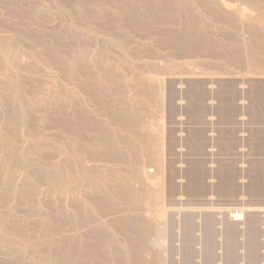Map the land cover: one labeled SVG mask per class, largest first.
<instances>
[{
  "label": "bare ground",
  "instance_id": "1",
  "mask_svg": "<svg viewBox=\"0 0 264 264\" xmlns=\"http://www.w3.org/2000/svg\"><path fill=\"white\" fill-rule=\"evenodd\" d=\"M177 116L194 122L185 139L164 123ZM238 117L264 151V0H0V264H177L171 210L204 201L209 178L224 204L236 198L240 161L212 175L199 156L217 142L234 154ZM208 118L227 126L211 142ZM178 147L198 156L183 170ZM252 165L262 200L264 160ZM249 210L220 231L186 213L180 264H217L219 236L223 264L240 262L241 236L259 264Z\"/></svg>",
  "mask_w": 264,
  "mask_h": 264
},
{
  "label": "rangeland",
  "instance_id": "2",
  "mask_svg": "<svg viewBox=\"0 0 264 264\" xmlns=\"http://www.w3.org/2000/svg\"><path fill=\"white\" fill-rule=\"evenodd\" d=\"M186 79H191V78L186 77ZM249 80H256V81L263 82L261 78L256 77V76L247 79V81H249ZM193 81H197V80H193ZM185 87L186 86H182L181 87L179 85H176V86L173 87V89L176 92H179V90L183 91V89ZM209 87H210V89H208V90H210V91L216 90V89H211V86H209ZM249 89L250 88H249L248 84L243 86V87H242V85L238 86V90H240V91L245 90L247 92ZM184 104H185V102H184ZM240 104H242V105H240ZM248 105H249L248 101L239 103V106H248ZM255 105L257 106V103H255ZM176 106H178L180 108V107H182L184 105H182V103L177 101L176 102ZM213 107H214V105H213ZM184 118L185 119H183L181 121L179 116H177L172 121H168L167 119H165V121H164V123H165L167 128H176V129L180 128L181 129V127H183L182 129H184V130L186 129V132H184L182 134H181L180 131L177 133V138L178 139H185L188 136V134H189L188 132H190V127H194L195 126L193 124L194 123L193 121L188 120L186 117H184ZM206 123L210 124L209 127H212L211 130L207 132V138L210 140V142L212 140L213 141L217 140V137H220L218 135L220 133V128L227 127V126H225L223 124H218L217 118L213 119V120L208 118L206 120ZM237 123H238L237 126L239 128L242 127L244 129H247V130L244 133H238V139H240L241 145L235 150V152H233L234 154L228 155V154L223 153L221 150L224 147L223 145L225 144V142H217V143H215L213 145L212 148L208 147V149L205 151L206 154L204 156H199L200 158L206 159L208 161L206 167L208 168V170L210 171V173L212 175L214 174L213 171H215L218 168L219 160H221V159H236L237 160L238 159L240 161L239 164L237 166H235V168L240 171L239 172L240 173V177L237 180V184L240 187L238 188V186H236L237 188L236 187H230L228 189L229 193L237 191L236 192V194H237L236 198L232 202L224 204V202H222L221 195H219V193L217 192L218 189L214 186V185H217V183H218L217 179L209 178L208 184L211 185L212 188H211V186L209 187L211 191H210L209 195H207V197L205 198L206 200L204 199V201H202V202H196L195 204L193 203V204L184 206L186 208L188 207V209H186V208L182 209V208H180L181 206H177V205L168 206V208L169 207L173 208V207L177 206L176 209H178V212H177V210L176 211H172L171 210L170 213L171 214L172 213L175 214V216L173 215L174 216L173 219L170 217V215H171L170 213H169V217H168V220H171V222H174V223L176 222L174 224L175 227L173 226L175 228V230H174V228L170 227V231H169L170 235L171 234L172 235L175 234V235H173L175 240L170 239L171 241L169 240L168 244H167L168 249L174 247L173 249H174L176 255H174V254H172V256L170 255L174 263L178 264V262H179V264H180V262H181V256L179 255V252L181 250V240H182V237H183V235H182V233H183L182 232V226L184 224V217L183 216L186 213H196L198 215L200 214V217L196 220V223H198L201 226H202V222L205 221L203 219L204 217H202V216H204L205 214L215 215V217L217 219V223H218L216 225V228L220 231V229L222 227V224L224 222H225L224 224L230 223V221H231L230 218L234 216V212H235L234 209H241V210L243 209V210H246V211L251 209V210H249L250 214L255 215L260 221V230H261L260 236L261 235L262 236H261V238H259V240L261 239L259 242H260V245H262V246L260 247V251H259V257L261 256L259 264H264V209H263L264 208V199L258 200L257 198H254L255 197L254 195H252L251 190L255 191L256 188L253 187V189H252L251 182L253 183V181H252V179H251V177L249 175L250 168L255 169V167L252 165V163H254L255 161L258 162L259 160H264V151L260 152L259 150L256 149L257 142L248 141V138L250 136V131L249 130L252 127L249 124V119L248 118L242 119V117H238ZM212 124H215V126L214 125L212 126ZM263 124H264V122H263ZM235 126H236V124H235ZM257 127L263 128L264 125L262 127L261 126H257ZM197 158H198V156L189 155V153L187 152V148L186 147H183V148L178 147L177 150L175 151V155H173L172 159H177L179 161L182 160V162H181L182 164L178 162L176 167L179 168V170H180V168H181V170H183V169L186 168V166H187L186 164L188 162H190V160L192 161V159L195 160ZM187 159H189V160H187ZM183 160H184V163H183ZM178 180H177V182L179 184V188H181V187L183 188L184 185L185 186L189 185V183H188V181L186 179H178ZM183 193L184 192L182 191V193L179 194L177 196L178 198L176 197V199L177 200L178 199H182L181 201L182 202L184 201V203H185V202H187L189 200V197H188V194L186 192H185L186 194L185 193L183 194ZM180 196H181V198H180ZM192 207H195L196 210H195V208L193 209ZM201 207H203V209L204 208L209 209V211L208 210H201L200 211L201 213H199L198 210H200ZM224 208L225 209L229 208L231 213L229 214V211L228 212L225 211V213H220V209H224ZM191 209H193V211ZM235 223H237V222H235ZM237 224H239L238 228L242 232H243L244 229H246L245 224H241L240 222L237 223ZM171 230H173V231L171 232ZM197 235H198V237L201 236V231L199 233H197ZM216 240L219 242L218 244L220 245L219 249H217L218 252H216V254L217 255H218V253L221 254V255H218V260L219 261L217 262V264H220V263L223 264L221 262V257H223V253H224L223 248H224V245H225V240L223 239V237H220V236L218 238H216ZM246 240L248 241V239L246 237H243V236H241L239 238V242L241 244V247H240L238 253L241 256H240V259H239L240 262H238V264H249V262L246 261L247 258L245 257L246 252L248 251L247 250L248 246L246 245V242H247ZM244 242H245V244H244ZM179 248H180V250H179ZM202 249H203V246H202L201 243L196 246V250L198 252H200ZM173 256H175V257H173ZM199 262H200V260L196 259V263H199Z\"/></svg>",
  "mask_w": 264,
  "mask_h": 264
}]
</instances>
